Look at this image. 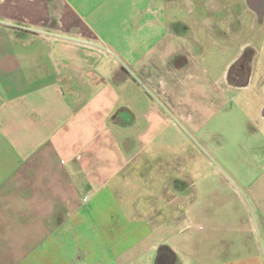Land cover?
Returning a JSON list of instances; mask_svg holds the SVG:
<instances>
[{"label": "crops", "instance_id": "0c3cea01", "mask_svg": "<svg viewBox=\"0 0 264 264\" xmlns=\"http://www.w3.org/2000/svg\"><path fill=\"white\" fill-rule=\"evenodd\" d=\"M179 1L0 0V264H264V93L242 121L189 118L234 29ZM189 131L219 168L176 157Z\"/></svg>", "mask_w": 264, "mask_h": 264}, {"label": "rangeland", "instance_id": "374dc122", "mask_svg": "<svg viewBox=\"0 0 264 264\" xmlns=\"http://www.w3.org/2000/svg\"><path fill=\"white\" fill-rule=\"evenodd\" d=\"M176 4L178 5L174 8V17L182 19L184 24H197V20L194 19L198 16L201 24L205 19L204 24L208 29L214 26L223 31L234 29V51L226 49L220 51L219 48L208 43L205 61L201 63L209 71L207 79L205 82L191 81L189 92L184 98L185 103L189 105V118L200 122L201 117H207L209 128L219 121L230 122L232 118L234 120L240 117L237 120L242 121L241 115L237 116L234 113V106L249 113L262 104L259 96L264 93V0H206L205 2L180 0ZM221 40L219 42L225 45V41ZM231 78L234 79V92L226 95L233 102L224 103L225 110L221 119L219 117L210 120L212 114L208 106L211 99L215 100V97L213 98L215 85L219 84V79L224 81L223 85ZM209 96L210 99L207 98ZM201 109L204 113H199ZM204 133L203 131L202 135ZM186 137L189 139L188 144L181 149L182 151L177 149L176 155L179 156L176 157L183 155L189 160L191 174L195 170L213 172L214 169L219 168L214 153L198 144L196 133L189 131ZM194 156L203 158L201 166L193 161ZM185 171H188V168ZM191 179L199 182V178Z\"/></svg>", "mask_w": 264, "mask_h": 264}, {"label": "built area", "instance_id": "2783aa9c", "mask_svg": "<svg viewBox=\"0 0 264 264\" xmlns=\"http://www.w3.org/2000/svg\"><path fill=\"white\" fill-rule=\"evenodd\" d=\"M84 200H85V201L88 200V196H85Z\"/></svg>", "mask_w": 264, "mask_h": 264}]
</instances>
